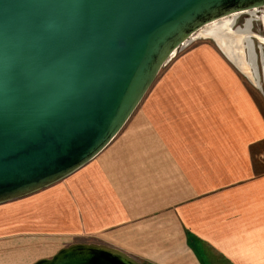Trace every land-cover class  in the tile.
<instances>
[{
	"label": "crops",
	"instance_id": "0c3cea01",
	"mask_svg": "<svg viewBox=\"0 0 264 264\" xmlns=\"http://www.w3.org/2000/svg\"><path fill=\"white\" fill-rule=\"evenodd\" d=\"M213 53L174 64L86 165L1 204L17 220L8 227L59 249L110 245L144 264H264V171L252 152L264 116L245 81L203 58Z\"/></svg>",
	"mask_w": 264,
	"mask_h": 264
},
{
	"label": "water",
	"instance_id": "95a60500",
	"mask_svg": "<svg viewBox=\"0 0 264 264\" xmlns=\"http://www.w3.org/2000/svg\"><path fill=\"white\" fill-rule=\"evenodd\" d=\"M261 7L264 0H0V205L90 162L180 48L210 24ZM32 264L144 263L74 242Z\"/></svg>",
	"mask_w": 264,
	"mask_h": 264
},
{
	"label": "rangeland",
	"instance_id": "374dc122",
	"mask_svg": "<svg viewBox=\"0 0 264 264\" xmlns=\"http://www.w3.org/2000/svg\"><path fill=\"white\" fill-rule=\"evenodd\" d=\"M250 26L253 32V40L256 55H254V64L257 66V73L260 83L256 84L248 74L232 62L227 55L220 49L212 38L198 37L195 38L185 47L180 48L171 60L160 70L153 85L145 95L147 97L159 82L169 75L173 65L178 63L181 58L197 48L207 49L213 56L208 55V62L219 64L221 78L243 80L247 83L248 89L252 92L254 101L258 104L264 116V7L258 8L252 12H241L235 16V28ZM227 70V71H225ZM144 100V99H143ZM142 100V101H143ZM142 103V102H141ZM140 103V104H141ZM253 158L258 171H264V138L252 146ZM3 209V211L1 210ZM5 206L0 207V264H32L35 261L52 257L58 252V242L53 237H39L34 233H23L19 230H12L13 221L8 217L5 218Z\"/></svg>",
	"mask_w": 264,
	"mask_h": 264
},
{
	"label": "bare ground",
	"instance_id": "6f19581e",
	"mask_svg": "<svg viewBox=\"0 0 264 264\" xmlns=\"http://www.w3.org/2000/svg\"><path fill=\"white\" fill-rule=\"evenodd\" d=\"M254 10H250V12ZM240 13L241 12L233 14L232 16L210 24L198 32L194 39L198 37L214 39L217 42L216 44L219 45L229 57L236 61V63L241 66V69L248 74L256 84H259L257 66L253 63L254 60H252L254 55H256L254 40L252 38L254 34L250 26L235 28V16Z\"/></svg>",
	"mask_w": 264,
	"mask_h": 264
},
{
	"label": "trees",
	"instance_id": "16d2710c",
	"mask_svg": "<svg viewBox=\"0 0 264 264\" xmlns=\"http://www.w3.org/2000/svg\"><path fill=\"white\" fill-rule=\"evenodd\" d=\"M189 239H190V242H192L194 240V236L190 234Z\"/></svg>",
	"mask_w": 264,
	"mask_h": 264
},
{
	"label": "flooded vegetation",
	"instance_id": "af4514ba",
	"mask_svg": "<svg viewBox=\"0 0 264 264\" xmlns=\"http://www.w3.org/2000/svg\"><path fill=\"white\" fill-rule=\"evenodd\" d=\"M254 37V36H253ZM263 63H264V59H263ZM258 81L260 82L259 78H258Z\"/></svg>",
	"mask_w": 264,
	"mask_h": 264
}]
</instances>
